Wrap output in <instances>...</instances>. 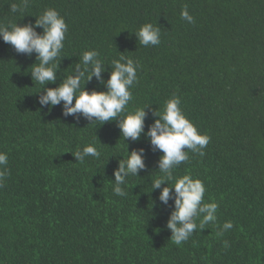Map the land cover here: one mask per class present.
<instances>
[{"label": "trees", "instance_id": "1", "mask_svg": "<svg viewBox=\"0 0 264 264\" xmlns=\"http://www.w3.org/2000/svg\"><path fill=\"white\" fill-rule=\"evenodd\" d=\"M12 3L19 0H0V23L34 24L54 8L67 32L56 81L44 88L31 77L35 52L18 53L0 38V152L8 156L0 264H264V0H29L17 13ZM185 6L194 23L181 18ZM144 23L160 28L159 45L139 43L134 32ZM92 49L104 82L121 55L136 62L125 112L145 106V131L175 95L209 137L204 155L186 150L173 175L204 183L217 220L180 245L167 228L174 190L167 204L152 190L161 153L150 139L125 140L117 120L65 116L63 102L39 104ZM104 82L93 75L84 87L102 91ZM88 144L100 158L76 161L72 153ZM133 149H143L145 168L117 196L113 171ZM226 221L233 227L217 235Z\"/></svg>", "mask_w": 264, "mask_h": 264}, {"label": "clouds", "instance_id": "2", "mask_svg": "<svg viewBox=\"0 0 264 264\" xmlns=\"http://www.w3.org/2000/svg\"><path fill=\"white\" fill-rule=\"evenodd\" d=\"M29 5V0H19L12 3V13L23 12ZM181 18L188 23H194L193 16L185 6L181 11ZM41 28L42 32H37ZM67 24L64 18L54 8L46 9L33 23H0V38L11 44L18 53L36 54V62L31 67L32 80L44 86L56 81L57 59L64 48ZM137 40L143 46L160 44V28L152 23H144L134 32ZM38 61V62H37ZM112 70L106 82L101 77L104 63L95 49L83 52L80 63L76 65L75 74H69L58 86L45 88L44 94L39 96L41 106H54L63 102L65 116L82 114L90 122H104L117 120L121 135L125 140L136 141L143 133L150 139L151 145L161 153L158 169L160 175L153 181L152 190L159 188V200L167 204L174 190V208L167 221V228L171 230V239L176 245L187 241L199 227L215 223L217 220L218 204L204 202L206 191L204 183L190 174L174 177V170L189 159L191 150L200 156L209 142L206 134L198 132L194 124L184 115L180 108V98L173 95L164 104L162 111H155L156 119L145 131V106L134 111L125 112L132 100L131 88L137 80V64L131 58L121 55L111 62ZM106 83V90H87L84 84L92 76ZM83 85V86H82ZM39 92V91H38ZM75 102L73 103V101ZM143 149L128 151V155L118 161L114 169L113 192L117 196H125L124 186L129 176H138L145 168ZM76 161L83 163L89 156L99 159L101 152L93 144L72 153ZM8 156L0 152V183L8 175L5 167ZM169 182L171 186H169ZM161 185H165L161 187ZM199 220V224H197ZM233 227L231 221H226L220 227L217 235ZM225 246L227 242L225 241Z\"/></svg>", "mask_w": 264, "mask_h": 264}]
</instances>
